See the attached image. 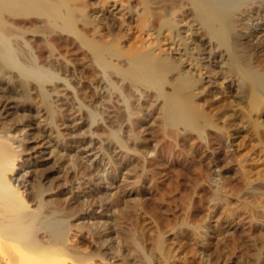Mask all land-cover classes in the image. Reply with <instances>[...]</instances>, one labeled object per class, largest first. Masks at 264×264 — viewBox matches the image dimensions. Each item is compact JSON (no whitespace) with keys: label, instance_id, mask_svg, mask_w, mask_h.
<instances>
[{"label":"bare ground","instance_id":"6f19581e","mask_svg":"<svg viewBox=\"0 0 264 264\" xmlns=\"http://www.w3.org/2000/svg\"><path fill=\"white\" fill-rule=\"evenodd\" d=\"M127 1L118 26L121 9L112 0H95L107 8L96 15L88 11L95 6L90 0H0V264L186 263L190 250L200 251L195 244L179 249L161 232L148 243L142 198L163 150L194 139L202 148L235 146L232 182L223 185L216 170L208 174L209 202L235 223L233 264H264V0ZM100 75L109 82L101 96L117 109L115 120L93 105L97 93L90 83ZM54 93L66 109L55 107ZM74 110L119 150L113 162L133 159L130 183L124 177L126 184H118L122 170L113 167L102 178L116 190L111 199L105 193L95 200L81 187L87 198L76 203L73 190L65 193L77 174L84 179L80 186L91 180V166L73 155L76 139L59 129ZM143 117H151L145 126H154L156 144L142 138ZM242 137L244 151L237 148ZM98 201L112 210L109 227L76 224L80 208ZM190 225L186 236L203 239V226ZM73 230L90 235L89 251L82 249L88 237L75 238ZM109 234L116 247L107 244Z\"/></svg>","mask_w":264,"mask_h":264},{"label":"rangeland","instance_id":"374dc122","mask_svg":"<svg viewBox=\"0 0 264 264\" xmlns=\"http://www.w3.org/2000/svg\"><path fill=\"white\" fill-rule=\"evenodd\" d=\"M127 3H128L127 0H112V2L110 3V5L115 4L116 6H118V9L119 8L121 9V10L119 9L120 12H118V14H116V17H117L116 18V25H118V26H121L120 24L123 23V22H121L124 19L123 9ZM90 4L95 5V0H90ZM101 6H97V7H96V5L94 7L92 6L88 9V11L90 9H92V11L90 13H93L94 15H96L97 12H100L101 10L107 9L106 6H103V4ZM96 9H98V10H96ZM263 21H264V19L261 21L262 24L260 26H264ZM144 38L149 40L148 35H145ZM28 39L29 40L34 39V37H32V34H28ZM125 44L128 45L129 41L124 42L123 45H125ZM34 49L37 50V46H35ZM70 77L72 78V76H69L68 79ZM99 78H98L99 82H95V83L91 82L90 83L91 84L90 89L92 90V93L93 92H94V94L97 93L96 97L94 98V104L93 105H94V107L95 106H97V108L99 107V109L102 111L103 110L105 111L106 109H108V110H106L107 113H105V116L108 117L109 120H111V119L115 120V116L117 114L116 113L117 109H113L111 107L112 103L110 104V99L108 100V98L106 99V97L101 96V95H103V92L107 89L105 84H107L109 82H107L108 80H106V79L104 80V82H102V79H101L102 76ZM73 79H74V77H73ZM78 82L79 83H76L77 85L76 84L75 85L77 86V88H80L81 85H79V84H81V83H80V81H78ZM72 88H73L72 90L75 91V88L74 87H72ZM224 88H225V86L223 87V89ZM33 93H34V91H33ZM60 93H58V96L63 97V98L61 97L62 99H64L63 101H65L63 103L67 104V105H71V102H68L69 99L66 98V95H65L66 93L65 92H60ZM98 94H100V95H98ZM136 95L140 96V93H137ZM53 96L54 97H52V100H54L56 102L55 99L58 96L56 93H54ZM104 96H106V94ZM115 100H114V102H116L115 104H117L120 107V105H122V102L119 100H117V101H115ZM149 103L152 104L153 101H150ZM55 104H56V106H55L56 108H59V109L63 108V107H61V105L58 102L54 103V105ZM86 104H87V106H88V104L90 105L89 102H87ZM67 105L64 106L63 109H66ZM89 108H91V107H89ZM71 112L68 111L66 113L65 117H67V115H69L66 119L64 118V121L66 120L65 121L66 123L64 122V124H63L64 126L63 125L60 126L59 129L61 131L68 130V132L71 133V136L74 137V139H76L77 142L74 144L75 151H74L73 155H75L77 158L81 159V161H84L85 163H87L88 166H91V169H90L91 173L89 176L91 178V180L86 177V179L88 181V184L86 185V186H88L87 188H86V186H84V187L80 186L84 182V179H83L82 175L77 174V176L74 179L73 184L69 187L66 186L69 189H67L65 187L66 188L65 193H68V190H73L74 195L76 193L75 200L78 196V198H77L78 201L77 200H76L77 202L75 201L76 203H79L82 201L84 202V200L87 198L86 196H84V194L88 188L89 189L87 190V192L91 191V194H93L95 196L94 197L95 200L99 199L97 197H101V196L104 197V195H102V194H105V193L107 194L108 198L110 197V199H111L113 194L116 193V190L111 189V188L107 189V185L105 183V180H102V178H105L107 176L108 172L111 171L110 167L111 168L113 167L115 169H121L122 170L121 171V177L119 178L120 181H122L125 177L126 179L127 178L129 179V180L128 179L127 180L130 183L132 181V179H130L132 177V174L129 170L130 167H128V166L131 165V163L133 162V159H131L132 160V162H131V160L125 161V160L118 158V160H119L118 164L113 162L111 159V154H114L112 156L116 155V157H120L119 150H115V149L113 150V148L111 146L108 147L107 142L105 141V136H103L102 137L103 139H102L98 135L99 133L97 131H95V126H89V125L85 126L84 125L85 119H83L84 117L82 116L81 113H79L75 110L71 111ZM143 118L144 119L142 122L144 125L141 128H139L140 133H142V138L144 137V139L146 140L147 143H151V144L155 143L156 144V142H154L152 140L153 139L152 133L154 134V132H153L154 126L151 127L150 124L145 126V123H148V121L151 117H148V118L143 117ZM43 119L44 118H41V120H40V118H39L38 120L41 123H43V121H42ZM59 124H62V123H59ZM123 127H125V125H123ZM239 141H240V144L237 148L240 151L241 150L244 151L246 149L247 140H246V138L244 139L242 137L240 140H238V142ZM101 144H102V147L104 145L106 150H103L104 147L101 148ZM217 148L218 147H216V146H214V148L213 147L202 148L199 141L194 139V140H188L186 142L181 141L180 146L176 147V148L174 147L173 150H170V149L163 150V151H165L164 153H167L165 155H163L164 154L163 151L160 150L161 151L160 154L164 156V161L162 163H160L159 165L155 166L153 176H148L149 178L147 177L148 179H147L145 186H144L146 189V194L143 197L144 199L142 198V202L144 203V205L146 204L145 205L146 211L148 210L147 213L145 214L146 216L144 215L145 223H148L147 228H149V231H148L149 234L147 235V237L150 240L147 238L148 243L153 238H155L157 236V233L159 234V232H161V234H163L166 237L169 244L171 243L172 246H175L177 248L181 247L179 249L186 248L190 244H195L198 247L197 248L198 251L199 250L200 251L198 253H195V251L190 250L191 252H189L187 255L189 262L187 261L184 264H188V263H190V264H209L208 261H205V260H207L208 255L213 257V261L211 262V264H213V262H214V264H219V263L220 264H223V263L224 264H233V262H232L233 256L231 255L232 253L230 250V248H231L230 245L232 244V237H233V230H234L231 227L234 226L235 223H234L233 219L229 217L228 214H224V211H225L224 207H223L224 210L221 209L220 207H216L215 209H213L212 202H209L210 201L209 196L212 193V187H211L212 183L209 179L210 175H208V174H212L216 170V173L218 172L222 176L223 185L226 183L229 184L230 181L232 182V178L235 175V169H237V167L236 166L233 167V165H231L229 163V157L231 155V151H233L235 149V146L229 147V145L226 144V146L223 149H217ZM228 148H229V150H228ZM215 163H216V165H215ZM200 168L204 171V177H202L200 174V171H201ZM261 168H263V166H258L257 169H261ZM206 173L208 176L206 175ZM130 175H131V177H129ZM119 179H117V180H119ZM195 182H197V183L195 184ZM118 184L123 185L126 183H124L122 181V182H118ZM81 187L84 188L85 192L82 191L83 189ZM127 189H130V187L129 188L127 187ZM100 190H102V192H100ZM79 198H80V200H79ZM108 200L106 199L105 201H107V202H105L106 204L104 203L106 205V207H107V205L109 206V202L111 201V200H109V202H108ZM184 200H185V202L183 205L182 203ZM95 203H93L92 207H89V209H87V211H84L86 208L83 210V208H84L83 206H82L83 207L82 209L80 208V213L78 215L79 219L76 221L74 220L76 224H81V223L86 224L87 223L89 226H92V228H94V226L96 227V224L98 222H100L103 225L106 223L105 227L103 226L105 229H106V227L107 228L109 227L107 225L108 224L107 222H109L108 216L111 215L112 210L110 209L111 210L110 211V210H107L105 208H102L101 202H99V201H98V203H96V204ZM75 205H79V204H75ZM81 210H83V212ZM101 215H102V217H101ZM78 216H77V218H78ZM184 222H186V224ZM179 223H180V225H181V223L184 224L183 226L185 228H183V226H182L180 229ZM194 223H198V226L199 225L203 226V227H201V231L200 230L199 231H200V234L205 235L204 238L206 237V239H204V238L201 239V237H199L197 239V238H195V236L193 234H191V235L189 234L188 237L186 236L187 235L186 232H191V231H189L190 229H188L190 227H187V226H189L190 224H194ZM104 228H103V230H104ZM123 228L125 230L131 229L130 225H124ZM174 228L177 229L176 232L172 231ZM182 229L185 230V233H183L181 235L180 231ZM72 233H73V235L72 234L71 235L75 236V238H78L81 235H85L86 238L88 237V239H86L87 242L84 243L85 245L84 244L82 245V247H83L82 249H85L84 251H86V250L89 251L88 250L89 249L88 248V242H92V240H93L90 237V235L89 234L87 235L86 231H83V233H79V232L73 230ZM205 233H207V235ZM230 233H232L231 234L232 237L230 236ZM181 236H183V237H181ZM193 236H194V238H193ZM140 237L141 238H139V241L146 244V241L145 242L143 241L144 239L142 238V236H140ZM105 239L108 241L107 244L109 246L116 247V245H118V243H117L118 240H116V237L113 234L107 235L105 237ZM113 241H115V242H113ZM193 241H195L196 243L195 242L193 243ZM86 248H88V249H86ZM217 250H218V252H217ZM227 256H229V257H227ZM194 257H196V258H194ZM221 258H223V259H221ZM194 260H196V261H194ZM221 260H222V262H221ZM100 264H105V263H100ZM107 264H115V263L110 261Z\"/></svg>","mask_w":264,"mask_h":264}]
</instances>
